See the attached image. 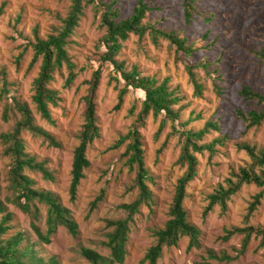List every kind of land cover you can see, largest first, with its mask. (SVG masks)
<instances>
[{"label":"rangeland","instance_id":"obj_1","mask_svg":"<svg viewBox=\"0 0 264 264\" xmlns=\"http://www.w3.org/2000/svg\"><path fill=\"white\" fill-rule=\"evenodd\" d=\"M116 1L122 15H127L137 0ZM146 1L160 7L147 13L146 21L161 29L177 31L193 44L196 51L190 57L179 52L180 58H177L174 48H169L166 40L159 39L158 45H154L148 36L139 41L136 35L131 34L123 42L117 58L124 61L127 70L136 66L142 74L158 79L168 77L172 86L180 88L184 98L180 119L174 124L176 129L198 130L211 119L218 122L219 130L213 129L201 142L209 143L215 138L223 141L216 145L212 156L207 150L196 153L198 175L188 185L184 201L188 220L201 232L200 247L187 250L188 239L183 237L177 246L163 247L157 264H195L204 260L212 264H264V245L260 236L253 235L244 251H241L243 234L223 238L232 227L244 226L247 206L260 188L253 184L243 185L232 196L224 216L219 214V207L215 205L203 217L208 194L218 184H224L231 168L250 161L244 151L237 150L236 143L246 141L264 147V121L258 127L246 130L245 123L236 116L237 109L247 111L264 107V104L257 105L254 101H244L238 95L244 83L264 92V63L249 52V49L264 48V0H198L191 24L185 22L182 0ZM1 2H5L6 6L0 17V66L5 69L11 85L8 96L17 95L26 102L36 124L52 133L60 144L59 147L50 146L41 137L24 131L22 137L26 150L38 161L45 162L53 180L45 179L37 171L25 172L35 181V187L52 192L71 211L78 229L76 235H71L65 227L59 226L50 236L49 243L38 241L30 226L31 216L5 200L6 196H11L6 179L10 158L3 154L0 141V198L12 214L11 229L7 235L16 231L30 234L38 253L44 258L54 256L59 264H90L81 256L80 248L89 247L108 256L110 251L104 242L111 228L107 227L106 221L123 218L126 212L119 205L130 203L138 192L133 186L135 173L128 168L124 156L126 142L117 148L113 145L130 129L134 116L129 111L133 107L135 112L138 111L144 98L143 92L129 89L121 108L115 110L117 90L112 77L119 76L112 64H103L96 98V117L101 136L88 147L90 165L84 171L85 178L78 187L75 200L71 201L68 193L71 162L73 149L78 144L82 96L87 87L83 81L89 79L99 65L100 55L105 49L100 39L105 30L99 28V13L95 15L92 6L86 5L67 46L76 64L77 77L71 88H63L66 71L63 69L55 74L50 86L60 91L62 99L57 107L51 108L55 123L50 124L40 118L30 99L31 83L40 63L38 61L28 69L33 55L30 45L33 41L32 28L37 26L41 37L54 32L60 27V18L65 17L70 0ZM21 53L22 58L18 59ZM201 61L208 62L210 70L216 72L210 77L202 67L195 69L204 90L202 97H194L184 62L197 65ZM118 86H123L122 79ZM3 104L4 101L0 102V113ZM197 115L200 117L197 118ZM162 118L149 115L140 130L149 176L147 185L153 193V202L149 206H141L139 213L133 217L123 264H148L141 263V260L155 242L154 230L163 227L169 218L176 180L182 174L175 163L180 152L179 135L173 131L169 121L159 130ZM15 120L16 117L11 115L9 121H0V133L10 130ZM38 206L40 218L36 223L44 232L46 206ZM249 224L264 227V200L250 217Z\"/></svg>","mask_w":264,"mask_h":264},{"label":"trees","instance_id":"obj_2","mask_svg":"<svg viewBox=\"0 0 264 264\" xmlns=\"http://www.w3.org/2000/svg\"><path fill=\"white\" fill-rule=\"evenodd\" d=\"M197 2L198 0H182L183 16L186 23L191 24L194 14L197 12ZM89 4L92 6L95 15L99 13V28L105 30L100 39V44L105 49L100 55L97 68L92 71L89 79L83 81L87 87L82 96V123L77 131L78 144L73 149L71 162V177L68 187L71 201L75 200L78 187L85 178L84 171L90 165L87 157L88 147L101 136L96 117V98L103 64L106 62L112 64L119 76L112 77L116 82L115 88L117 90V102L113 107L115 110L121 108L124 96L129 89L142 91L144 98L137 112L134 111V107L130 109L129 114L134 116L130 129L125 135L120 136L113 145L114 148H117L126 142L124 156L128 168L135 173L133 186L138 190L137 195L130 203L119 205V208L126 212L123 218L106 221L107 227L111 228L107 233V240L104 242V245L109 248V255L104 256L85 246L80 248V254L90 264L124 263L133 217L139 213L141 206H149L153 202V193L147 185L149 176L140 130L144 127L149 115L154 118L162 116L159 130L169 121L173 131L179 135L180 152L175 163L182 170V174L176 180L168 211L169 218L163 227L154 230L155 242L147 249L141 260V263L157 264V260L162 255L163 247L177 246L183 237L188 239L187 250L200 247L201 232L196 225L188 220L184 201L188 194V185L198 175L199 161L196 153L207 150L209 156H212L215 153L216 145L223 143L219 138H215L209 143L201 142L204 136L213 129L218 131L219 124L217 121L209 119L198 130L176 129L174 124L180 119L183 108L181 101L184 98L180 88L172 86L170 78L158 79L155 76L142 74L136 66L127 70L124 61L117 58L123 47V42L128 40L131 34L136 35L139 41L148 36L154 45H158L159 39L166 40L168 47L174 48L177 58H180L179 52L190 57L196 51L193 44L188 43L187 38L181 36L177 31L161 29L146 21L147 13L160 8L146 0H137L127 15H122L116 0H70L69 9L65 17L60 18L61 25L54 32L41 37L38 27L32 28L33 41H30V45L33 55L28 69H31L38 61L40 63L37 74L31 83L30 99L41 119L50 124L55 123L51 108L57 107L62 99L60 91L50 86V83L55 80V74L61 73L63 69L66 71L62 84L63 88H71L77 77L76 64L69 55L67 46L83 16L84 7ZM5 6V2L0 3V17L5 12ZM249 52L264 63V48L249 49ZM20 58H22V53L18 56V59ZM184 67L193 85V96L202 97L204 86L199 81L195 69L202 67L205 74L210 77L216 70H210L209 63L206 61H201L197 65L184 62ZM120 79L123 80L122 87L118 86ZM10 86L6 71L0 66V102L4 101L0 121H9L11 115L16 117L12 128L0 133L3 154L10 158V167L6 179L11 196H6L5 200L31 216V229L40 242L49 243L50 236L55 233L59 226L65 227L71 235H76L77 223L73 219L71 211L63 206L52 192L35 187V181L25 172L26 170L37 171L45 179L53 180V175L45 166V162L38 161L26 150L22 133L26 131L34 137H41L50 146L59 147L60 144L52 133L36 124L33 112L26 102L17 95L8 96ZM238 95L244 101H254L257 105L264 104V92L252 85L242 84L238 90ZM236 116L245 123V129L249 130L252 127H258L264 121V107L247 111L237 109ZM199 117L200 115H197V118ZM236 148L239 151H244L250 161L244 165H239L237 168H231L230 175L224 180V184H218L208 194V203L204 207L203 217L207 216L215 205L219 207V214L224 216L232 196L243 185L253 184L260 188L252 196V200L247 206L244 226L232 227L227 230L223 237L227 239L236 233L243 234L241 251H244L253 235L255 237L260 236L261 243L264 245V227L249 224L250 217L264 200V147L239 141L236 143ZM161 151L162 148L159 149V152ZM38 204L46 206V229L44 232L36 223L40 218ZM0 215V264H59L54 256L44 258L38 253L36 242L32 240L30 234L16 231L7 235L11 229L12 214L7 210L5 202L1 198ZM213 257L216 258V256ZM223 258L224 256L220 257V259ZM195 264L212 263L204 260Z\"/></svg>","mask_w":264,"mask_h":264}]
</instances>
